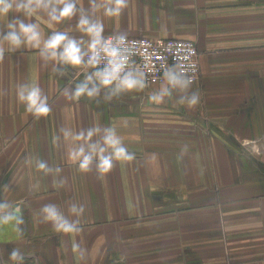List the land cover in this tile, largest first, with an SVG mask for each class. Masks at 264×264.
Returning a JSON list of instances; mask_svg holds the SVG:
<instances>
[{
  "label": "crops",
  "instance_id": "obj_1",
  "mask_svg": "<svg viewBox=\"0 0 264 264\" xmlns=\"http://www.w3.org/2000/svg\"><path fill=\"white\" fill-rule=\"evenodd\" d=\"M80 3L87 7V0ZM14 15L21 14L8 18ZM98 15L106 35L193 41L199 79L191 90L200 102L192 109L174 99L151 103L148 94L163 82L109 104L66 101L62 90L83 78L78 71L59 77L37 50L6 52L0 199L20 204L25 222L22 237L12 226L0 228L2 264H11L14 247L40 264H264V0H129L118 17ZM31 19L45 36L68 27L42 15ZM19 83L39 85L49 116L26 112L16 98ZM92 126L115 127L136 159L104 176L80 173L54 137L61 127ZM36 159L60 167L67 187L55 188ZM68 200L86 204L80 233H56L40 222V207Z\"/></svg>",
  "mask_w": 264,
  "mask_h": 264
},
{
  "label": "clouds",
  "instance_id": "obj_2",
  "mask_svg": "<svg viewBox=\"0 0 264 264\" xmlns=\"http://www.w3.org/2000/svg\"><path fill=\"white\" fill-rule=\"evenodd\" d=\"M129 0H87L83 7L80 0H0V62L7 53L21 49H34L44 67L51 66L52 72L68 76L75 70L83 78L70 80L62 90L66 101L87 99L98 105L120 100L133 92H143L148 87L144 71L135 64L136 47L130 43L125 31L105 34L103 17L120 16L128 7ZM17 13L9 19V13ZM42 15L50 25L67 24L68 27L53 30L46 36L33 16ZM74 22V24H73ZM6 29V30H5ZM74 33H80L76 35ZM84 37H87L85 42ZM163 83L148 94V100L160 105L166 99H174V105L195 108L200 102L198 91H192V78L176 65L163 69ZM74 84V87L72 85ZM16 98L24 105L27 113L40 119L51 114L52 107L48 96L37 84L19 83ZM4 92L0 91V95ZM126 126V122H125ZM57 144L67 145V158L76 165L82 174L96 171L100 176L111 172L116 164L130 163L136 154L124 144V138L113 126H92L74 132L71 128L61 127L54 137ZM187 146L181 148L186 152ZM35 168L44 176L53 177V186L66 188L67 177L60 167H51L46 160L36 159ZM5 190L10 191L8 186ZM86 204L75 200L65 201L62 207L56 203H46L39 208L37 216L41 223L51 225L56 233L78 234L82 231L81 217ZM23 207L13 201L0 199V228L12 226L18 236H23ZM74 250L83 255L84 250L75 244ZM4 252L0 250V264ZM11 264H40L38 256L28 257L21 249L12 248L7 253Z\"/></svg>",
  "mask_w": 264,
  "mask_h": 264
},
{
  "label": "built area",
  "instance_id": "obj_3",
  "mask_svg": "<svg viewBox=\"0 0 264 264\" xmlns=\"http://www.w3.org/2000/svg\"><path fill=\"white\" fill-rule=\"evenodd\" d=\"M129 41L136 47L134 61L136 66L144 71L148 86L163 82V69L173 64L186 71L193 84L198 81V52L193 41L146 37H132Z\"/></svg>",
  "mask_w": 264,
  "mask_h": 264
}]
</instances>
